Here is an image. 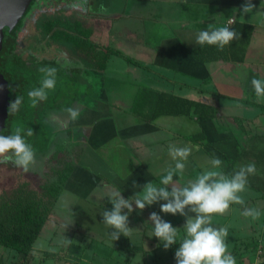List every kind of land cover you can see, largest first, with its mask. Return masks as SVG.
<instances>
[{
	"label": "crops",
	"instance_id": "1",
	"mask_svg": "<svg viewBox=\"0 0 264 264\" xmlns=\"http://www.w3.org/2000/svg\"><path fill=\"white\" fill-rule=\"evenodd\" d=\"M252 2L259 14L243 17L242 6L213 0H86L84 9L81 2L74 3L76 21H85L91 29L81 36L70 33L72 41L86 42L80 46L85 62L61 44L63 31L53 32L46 53L48 58L59 57L61 67L74 71L77 84L84 86L76 98L75 89L57 98L58 107L68 109L67 122L60 118L51 129L53 152L61 148L74 169L32 250L25 257L0 245V264H176L179 245L163 248L154 237L150 215L159 214L181 237L186 219L161 212L164 201L142 212L133 204V230L116 241L107 235L110 229L101 212L112 209L113 192L132 198L148 182L159 185L165 170L174 167L170 146L192 147L183 174L174 180L179 187L194 180L210 158L201 144L189 140L196 133L203 132L206 142L229 158L238 155L252 134L264 135V98L258 100L251 85L253 78L264 80V0ZM229 19L233 23L228 24ZM235 24L251 28L243 62H202L192 56L200 47V31ZM94 50L101 69L93 67ZM161 94L213 106L217 114L207 121L189 115L154 117ZM69 109L76 111L75 118ZM260 166L258 175L264 179V164ZM253 191L254 200L231 204L226 214L212 218L214 227L232 229L228 249L264 244V217L253 221L242 215L244 208L264 212V191ZM236 220L241 229L232 228ZM232 255L241 264L243 254Z\"/></svg>",
	"mask_w": 264,
	"mask_h": 264
},
{
	"label": "trees",
	"instance_id": "2",
	"mask_svg": "<svg viewBox=\"0 0 264 264\" xmlns=\"http://www.w3.org/2000/svg\"><path fill=\"white\" fill-rule=\"evenodd\" d=\"M213 1L218 4L231 6H242L246 2V0ZM47 21L48 24L43 25L46 29L50 30L56 26L55 18L47 19ZM76 22L78 25L74 23L73 27L79 30L63 31L65 37L60 41L61 44L69 47L73 53L77 54L85 62L84 56L86 57V54L80 49V46L84 47L86 42L80 39L77 43L72 41L70 37L72 35L70 33L81 36L80 33L82 32L80 29L86 30L88 28L89 30L90 28L84 21ZM21 24L22 23H20L11 34H7L3 50L0 54V72L4 74L9 81L12 102L15 101L17 96L23 98V103L19 111L12 115L9 114V134L14 133L17 128L25 131L31 128L34 134L31 137H25L26 141L32 145L35 154L43 158L49 154L52 148L54 133L51 130L45 129L43 121L40 122L39 114H37L38 110L41 107H43L44 110L50 103H54L59 96L68 95L78 84L74 79L76 73L65 67L53 64L52 62L39 63L36 61L37 59L28 63L23 57L16 56V54L10 57V54L14 53L16 33L20 29ZM63 26L68 28L72 27L69 23L66 25L63 24ZM231 29L236 32L238 38L232 41L230 45L226 46L223 51L219 50L216 46L204 45L193 50L191 53L192 56L196 60L202 62L210 60L243 62L250 39L251 28L235 24ZM244 31H247L246 37L242 35ZM51 32L52 31H44L46 35ZM96 55L97 53L94 50L93 67L95 69H101V61H99V57ZM41 67L56 68V76H61V78L56 80L55 89L48 92L47 100L41 101L33 107L29 101L27 92L40 86L42 73L39 69ZM26 75L30 79H28ZM57 91H60L61 94L57 95ZM54 94L56 95L54 96ZM216 114L217 109L213 106L192 100L181 99L169 94H161L155 109L154 117L162 115H189L195 116L199 121H207L215 118ZM189 140L192 143L201 144L209 157H218L221 159L223 162L221 169L227 176H231L235 171H238L241 166L255 164L257 171L254 175H249L248 188L256 191H264V179H261L258 175V173L262 171L260 165L264 164V135L252 134L248 138L246 145L239 148V153L235 158H229L211 143L206 142V136L203 132L192 135ZM63 152L61 148H58L55 152L50 154V160L56 166L53 180L39 185L38 188L33 186L32 178L16 183L11 181L9 185L3 186L0 191V245L15 250L19 254L25 255V257L32 250L43 225L47 221L67 179L74 169V164L65 159L66 157ZM35 172L32 174L36 175L37 173ZM122 196L125 199L131 198L127 195ZM258 264H264V257Z\"/></svg>",
	"mask_w": 264,
	"mask_h": 264
},
{
	"label": "clouds",
	"instance_id": "3",
	"mask_svg": "<svg viewBox=\"0 0 264 264\" xmlns=\"http://www.w3.org/2000/svg\"><path fill=\"white\" fill-rule=\"evenodd\" d=\"M254 11L256 8L252 0H246L240 14L243 17ZM256 13L259 14L258 11ZM231 23L233 21L229 19L228 24ZM237 38L233 29L222 26L200 31L196 36V44L216 46L223 51ZM39 71L42 73L40 86L27 92L33 107L47 100L48 92L56 87V68L41 67ZM251 85L257 99L264 98V80L253 78ZM22 103L23 98L17 96L15 101L10 103L9 114L18 112ZM69 112L73 118L77 116L75 110L69 109ZM33 134L31 128L26 131L17 128L9 135L0 134V162H11L25 173L30 172L35 162V152L25 137H31ZM191 152L190 145L170 146L168 154L174 162V167L170 166L165 170L159 185L148 182L142 186V191L137 192L130 199H125L120 192H113L110 198L112 209L101 212L103 224L110 229L107 235L114 241L119 240L121 235L130 236L133 229L129 227V213L133 211V204L142 212L146 207L164 201L165 203L160 204L161 212L173 216L178 214L186 219L181 237L178 229L159 214L153 212L150 215V221L154 226V237L160 241L163 248L168 250L174 245H179L175 252L176 264H236L235 257L228 251L227 229L214 227L212 218L215 215L226 214L231 204H245L241 194L247 191L248 177L256 173V166L255 164L241 166L238 171L227 176L220 170L222 160L218 157H210L206 161L204 171L194 180H189L186 186L179 187L177 186L179 181L174 180V176L183 174ZM188 212L194 213L195 216L188 215ZM242 215L255 220L261 213L257 209L244 208ZM178 239L179 243H177Z\"/></svg>",
	"mask_w": 264,
	"mask_h": 264
},
{
	"label": "flooded vegetation",
	"instance_id": "4",
	"mask_svg": "<svg viewBox=\"0 0 264 264\" xmlns=\"http://www.w3.org/2000/svg\"><path fill=\"white\" fill-rule=\"evenodd\" d=\"M77 1L83 4L84 9L86 0H35L30 15L22 22L20 29L16 33L14 53L10 54V57L16 54V56L23 57L28 63L37 59L36 61L39 63L52 62L53 64L61 66L59 57L54 56V54L51 55V58L46 56L49 50L47 46L48 43L52 44L54 41V31L79 30L73 27V24L77 20L73 5ZM50 18H55L56 26L48 30L43 25H47V19ZM66 22L72 27L68 28L63 26V24H67ZM44 31L52 32L46 35ZM80 31L85 30L80 29ZM83 38L86 39L85 36ZM26 77L28 78L27 75ZM60 78L61 76H56V80ZM56 94L60 95L61 93L57 91Z\"/></svg>",
	"mask_w": 264,
	"mask_h": 264
},
{
	"label": "rangeland",
	"instance_id": "5",
	"mask_svg": "<svg viewBox=\"0 0 264 264\" xmlns=\"http://www.w3.org/2000/svg\"><path fill=\"white\" fill-rule=\"evenodd\" d=\"M74 79L77 78L74 76ZM84 86L77 85L75 88L74 97L78 96L80 94V91H83ZM78 92V93H77ZM60 97V96H59ZM53 99V98H52ZM54 104V105H53ZM61 104L60 101L50 103L44 110L43 107H41L38 110L40 122L43 121V124L47 129H54V127H58V122L56 124V120L63 118L64 122H67L66 114H68V109H61L58 107V105ZM62 123V122H60ZM194 123V122H193ZM15 124V121H14ZM13 124V125H14ZM57 125V126H56ZM195 127L194 124L191 125V128ZM53 152V149L51 148L49 154L46 157L40 156L35 154V162L32 165V170L28 173H25L22 169L15 167L11 162H0V191L3 188V186H7L13 181L14 183L29 180L32 178L33 186L35 188H38L39 185L44 184L50 180L54 179V169H56L55 164L50 160V154ZM65 159L68 160L67 156L65 155ZM36 171V172H35ZM33 172L37 173L32 174ZM245 200H254L255 197H257L256 192L253 190H247L246 192L241 194ZM247 203V202H246ZM259 204H262L259 202ZM264 204V203H263ZM261 215L259 219L264 217V212H260ZM235 215L240 216L241 213L236 211ZM250 217H248L249 219ZM246 219V218H244ZM254 221V219H251ZM237 224L235 222H232V228H238L241 226L239 223L240 221L236 220ZM235 223V224H234ZM231 228V227H230ZM237 231V230H236ZM228 232H232V229H229ZM228 251L231 254H243L241 264H258L262 261V258L264 257V244H253V243H242V244H235L230 245V248ZM246 255V256H244ZM236 264H238L236 262Z\"/></svg>",
	"mask_w": 264,
	"mask_h": 264
},
{
	"label": "water",
	"instance_id": "6",
	"mask_svg": "<svg viewBox=\"0 0 264 264\" xmlns=\"http://www.w3.org/2000/svg\"><path fill=\"white\" fill-rule=\"evenodd\" d=\"M35 0H0V54L7 34H11L31 13ZM12 94L9 81L0 72V134L9 135V107Z\"/></svg>",
	"mask_w": 264,
	"mask_h": 264
}]
</instances>
